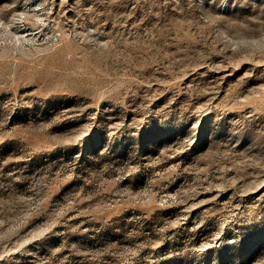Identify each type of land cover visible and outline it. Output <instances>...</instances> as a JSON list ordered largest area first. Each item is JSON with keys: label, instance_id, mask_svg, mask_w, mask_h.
I'll list each match as a JSON object with an SVG mask.
<instances>
[{"label": "rangeland", "instance_id": "1", "mask_svg": "<svg viewBox=\"0 0 264 264\" xmlns=\"http://www.w3.org/2000/svg\"><path fill=\"white\" fill-rule=\"evenodd\" d=\"M0 264H264V0H0Z\"/></svg>", "mask_w": 264, "mask_h": 264}]
</instances>
